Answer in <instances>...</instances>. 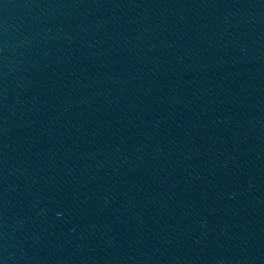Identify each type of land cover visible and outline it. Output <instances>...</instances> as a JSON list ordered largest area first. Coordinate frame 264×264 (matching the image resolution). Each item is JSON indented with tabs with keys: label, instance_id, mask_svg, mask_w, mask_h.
Segmentation results:
<instances>
[{
	"label": "water",
	"instance_id": "obj_1",
	"mask_svg": "<svg viewBox=\"0 0 264 264\" xmlns=\"http://www.w3.org/2000/svg\"><path fill=\"white\" fill-rule=\"evenodd\" d=\"M0 264H264V0H0Z\"/></svg>",
	"mask_w": 264,
	"mask_h": 264
}]
</instances>
